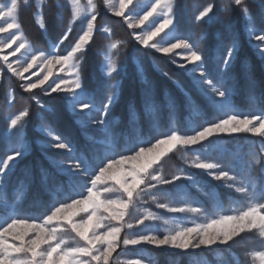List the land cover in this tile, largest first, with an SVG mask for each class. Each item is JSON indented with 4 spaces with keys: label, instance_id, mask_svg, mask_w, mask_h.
<instances>
[{
    "label": "snow or ice",
    "instance_id": "snow-or-ice-1",
    "mask_svg": "<svg viewBox=\"0 0 264 264\" xmlns=\"http://www.w3.org/2000/svg\"><path fill=\"white\" fill-rule=\"evenodd\" d=\"M28 7L34 8L42 35H47L50 19L59 22L55 41L41 45L25 31L20 13ZM180 7V0H0V99L7 149L0 158V264H144L143 258L121 260L118 249L151 245L191 254L189 250L213 246L231 249L242 240L253 245H241L242 264H264V88L257 94L255 81L249 79V110L233 103V69L240 56L233 13L239 11L245 35L264 59V0H208L197 8L195 24L223 25L216 55L201 47L203 34L193 40L179 31ZM102 13L119 18L128 35L119 38L111 24L99 22ZM99 39L104 41L99 49L105 78L102 97L89 91L84 76L88 55ZM130 44L136 45L134 53L151 50L168 57L190 76L191 86L185 89L174 81L183 98L165 92L160 99L145 79L141 107L147 130L131 104L130 119L118 131L111 114L120 97ZM138 71H143L142 65ZM159 71L173 80L168 71ZM8 78H15L14 86ZM17 90L27 94L19 107ZM53 94L60 97V111L68 109L77 118L84 146L71 133L56 129L57 109L45 99ZM197 96L206 100L214 118L205 117ZM181 110L197 119L195 127L178 126L176 114ZM164 114L167 127L162 124ZM33 121L43 135L47 164L26 165L11 184L14 169L30 151L26 132ZM240 133L259 136L262 142L226 160L222 138ZM210 150L220 155L211 157ZM177 153L187 168L228 189L234 206L225 211L216 192L206 191L185 168L166 175L164 163ZM184 181L209 205L192 199L188 191L174 199L173 192L184 188L178 182ZM34 189L50 202L25 209L23 201ZM149 201L181 216L165 218L144 207ZM186 217H204V222H181ZM157 223L168 226L164 233L153 230Z\"/></svg>",
    "mask_w": 264,
    "mask_h": 264
},
{
    "label": "rangeland",
    "instance_id": "rangeland-1",
    "mask_svg": "<svg viewBox=\"0 0 264 264\" xmlns=\"http://www.w3.org/2000/svg\"><path fill=\"white\" fill-rule=\"evenodd\" d=\"M222 1L227 2V0H216L218 4L222 3ZM207 2L208 0H195V1L193 0L192 7L191 5L187 7V11L186 13H184V16L187 13L193 16L197 8L204 5ZM29 8L30 7L25 8V9H29ZM32 9L34 11V8ZM21 19L22 18H21V13H20V21ZM178 19H179V31L182 34L184 33L190 34L193 40H198L199 38L197 37H200L199 35L203 34V33L200 34L198 31L192 32V28L191 30H186V31L180 30V22H182L183 20V16L181 15V13L178 16ZM33 21H34V17H33ZM99 22H102V23L107 22L111 24L114 27L116 36L119 38H125L128 35V31H130V30H126V26L120 22L119 18L112 17L108 13H102V20H100ZM210 23L211 22L206 23V24L201 23V28L204 29L203 26L204 25L206 26ZM212 24H216V23L212 22ZM118 29H120L121 31L119 32ZM215 29L217 31V26L215 27ZM218 33H221V32H218ZM205 36H206V33L204 34V37ZM211 37L213 38V42H211V44L210 43L208 44L207 41L202 40L201 47L208 49L212 54L216 55L217 54V49H216L217 33H216V37H214L213 35H211ZM246 39L248 43L245 46L244 48L245 51L243 50V53H247V50H251V52H254L256 54L255 56H257V59L259 60L257 66L260 69H262L263 70L262 73H264V59H262L257 53L254 42H250L248 38ZM99 41L100 43H102V46H103V43H104L103 39H99L96 42H99ZM242 47L243 45L240 44V52L242 50L241 49ZM134 49H136V45L130 44L129 50H128L126 69L121 74V77H120L121 93H120L119 100L121 98V94L123 90L122 88L124 86L125 80L127 81L128 79H130V76L132 75V71L130 69L131 66H135L136 69L135 68L133 69L134 71H137L138 68L142 65L143 71L141 72V75H143L144 73L143 80L149 79L146 67H149V65L151 64L155 72L161 78H165V77H163L160 74L159 69L166 70L170 74L173 75V80H169L165 78L169 83H171V86L174 85L173 88L175 87L181 91V88L178 87V84L174 81H177L180 84H182L185 89L190 88L191 86L190 76L186 73H183L182 70L177 69L175 65L171 63V60L168 57L162 56L161 54H158V53H154L151 50H141V51H137L134 53L133 51ZM94 50H95V47L92 52L94 53V56L99 60V63H100L99 69L97 70L98 74H95V72L92 74V77H91L92 79L91 81H93V83L91 84L92 86L89 85L90 80L88 81L86 77H85V80L88 85V88L90 86L89 91L97 93L98 96L102 97L105 78L101 70V57L99 55V49L96 46V51L94 52ZM248 61H249V57L247 55L246 56L240 55L239 59L235 62V67L233 69V75H234V78L237 84V89L233 96V103L241 111H247L249 110V107H250V100H249V95H248L249 79H253L255 81L257 94L261 90V83L257 79L258 72L254 70L255 66L252 67V65L251 66L249 65ZM33 71H35V69ZM146 74L147 76H145ZM8 80L10 84H12L13 86L15 85V78H8ZM152 83L153 82H151V85L154 87ZM142 84H143V81H142ZM182 95H183V92H182ZM17 96L19 100L17 107H19L20 104L24 103L27 100V94H24L23 96H21L19 90H17ZM174 97H176L179 100V98L175 96V94H174ZM45 99L50 104L52 103L51 105H53L55 108L58 107L57 108L58 113H56L54 117L55 127L59 132L65 133L59 128V126H57V120H56L59 117L60 97H58L56 94H53V97H49ZM196 99L198 103L201 105V107L203 108L205 117L207 119L214 118L215 113L207 105L206 100H204V98L199 97V96H197ZM240 102L246 103V105L240 104ZM0 106H3L2 99H0ZM63 111L64 113L67 114V118L69 117L73 119L74 124L78 127L79 135H77L75 138L77 139L79 145L84 146L87 143V141L85 139V133L80 129L79 124L77 123V118L73 116L70 110L64 109ZM111 118L118 131L124 129L122 127V119L120 116H117L112 111ZM2 120L4 121H3V124L2 122L0 123V158L4 156L7 150L6 141L4 139L5 110H4V119L0 118V121ZM176 120L178 121V126L182 130H190L191 128L195 127L196 123L198 122L195 117H190L187 112H184L183 114H181L180 111L176 114ZM141 122L144 124L145 130H147V127H148L147 119L144 118V116L141 118ZM199 122L202 123L203 121L201 120ZM162 124L165 127H167V124H168L167 114L163 115ZM88 133L94 134V130L90 129L88 130ZM26 135H27V139L30 144V151L28 152L26 157L18 163L17 168L14 169V173L12 174V177H11V184L16 183L17 179L21 176L22 171L26 165L27 166H39L41 164L43 165L47 164V160L45 158L46 153L42 149L43 135L38 129L37 121H33L29 125ZM1 141H3V143ZM261 142H262L261 137L255 136L250 133H240V134H233L231 136H224L221 140V144L223 145V148L225 150L226 160H231L233 153L242 154V153L247 152L249 148L252 146L259 147ZM2 148H3V153H2ZM195 154L196 153L188 152L189 156H194ZM47 155H50V153H48ZM208 155L211 157H216L220 155V152L215 151V150H210L208 152ZM180 168H185L186 170L196 174L197 180L202 185L205 186L206 191L208 190L215 191L217 194V197L223 202L225 211H227L230 207L234 206L233 205V199H234L233 194L228 189L223 188L220 182L212 180L210 177H207L204 173L200 172L199 170L187 168V165L184 163V160L181 159L180 154L178 153L173 154V158L167 159V162L164 163V172L166 175L171 174L172 172ZM178 183H183L184 188L173 192L174 199H179L181 192L188 191L190 192L192 199L197 200L201 203H204L205 205H209L210 202L206 200L199 191H197L194 188H191V185L189 182L184 181V182H178ZM9 193L11 194V186L9 188ZM38 197H39V202L37 203ZM49 202H50L49 197L39 194L34 189L31 193H29L28 198L23 201V207L25 209L34 210L37 207L42 208L44 205H46ZM144 207L149 208L151 211L156 212L157 214L164 216L165 218L178 219L181 216V214L168 213L164 209H159L151 201H149L148 204L144 205ZM192 219H196V221L200 223L204 222V217H199V218L186 217L181 222L190 223ZM152 227H153V230L157 232V234H162L165 232L168 226H165L162 223H157L156 225H153ZM241 245H244L245 247H253L250 241L242 240L240 244L234 245L231 249H229L227 246H219V247L213 246V248H210V249H198V250H195L194 252H192V250H189L191 254L179 253L178 250H175V249H167V248L157 249L151 245L129 246L128 249H124V250L118 249V252L121 253V256H120L121 260H126L129 258H143L144 264H242L245 257L243 256V249Z\"/></svg>",
    "mask_w": 264,
    "mask_h": 264
},
{
    "label": "trees",
    "instance_id": "trees-1",
    "mask_svg": "<svg viewBox=\"0 0 264 264\" xmlns=\"http://www.w3.org/2000/svg\"><path fill=\"white\" fill-rule=\"evenodd\" d=\"M195 1V0H194ZM218 2V1H217ZM222 3H225V1ZM180 13L183 16V20L182 22H180V30L182 31H186V30H191L192 28V32L198 31L200 34L206 33L205 38L203 39V41H207L208 44L211 42H213V38L211 37V35H213L214 37H216V33H217V37H218V32H223L224 28L223 25L217 21L214 22L216 24H212V22L208 25H204V29L201 28V24L197 25L193 22V16H191L190 14H186L184 16V13H186L187 11V7H189L191 5H193V0H180ZM179 13V14H180ZM34 11L32 9V7H30L29 9H25L23 8L21 10V22L22 25L24 27V29L26 30V32L30 35L31 38L35 39L36 41H38L41 45H46L48 40H56L57 37L60 34L61 28L59 26V22L53 17L52 19H50L49 21V30L47 35H42L41 31L39 30V28L36 26V24H34L33 21V17H34ZM233 17H234V29L238 32L239 34V38H240V44L243 45V47L241 48V52L240 55H247L249 57V65L252 67L255 66L254 70H256V72H258L257 75V79L260 81L261 83V89L264 88V73L262 69H260L257 64L259 62V60L257 59V56H255L256 54L254 52H251V50H247V53H243V50L245 48V46L247 45V36L244 33V20L243 17L240 15L239 11L237 10L236 12L233 13ZM180 19V17H179ZM184 21V23H183ZM199 26V27H197ZM217 26V31L215 29V27ZM212 27V28H211ZM118 28V27H117ZM115 28V29H117ZM211 28V29H210ZM119 32L121 31L120 29H118ZM202 35V34H201ZM201 35H199L201 37ZM197 37V38H200ZM96 46L98 49L102 48V43L96 42ZM96 46H95V50L96 51ZM215 48V47H214ZM94 49V48H93ZM92 49V51H93ZM90 52L86 61V65H85V72H84V76L86 77V79L89 81L90 80V86H92L91 84L93 83V81H91V77L92 74L95 72V74H98L97 70L99 69L100 63L99 60L94 56L93 52ZM245 51V50H244ZM217 54H218V50H217ZM153 60V59H152ZM156 63V61H155ZM249 67V66H248ZM136 69L135 66H131V71H132V75L130 76V79H128L127 81L125 80L124 82V86H123V90H122V94H121V98L118 101V103L116 104V106L114 107V109L112 110L114 114H116L117 116H120L122 119V127L124 128L129 119H130V113H129V105L131 104H135L137 107V110L140 112L141 118L144 116L143 115V109L141 107V103H142V97H141V88H142V81L143 80V75H141V71H134V69ZM129 69V70H130ZM147 72H148V76H149V81L153 82L152 84L154 85V89L155 92L158 95V98L160 97L161 99H163L164 97V93H170L172 96H177L180 99L183 98L182 92L177 89V88H173L174 85L171 86V83H169L165 78H161L153 69V66L150 64L149 67H146ZM253 70V72H254ZM147 76V74L145 75ZM240 85V84H239ZM89 86V88H90ZM242 86V85H241ZM52 104V103H51ZM240 104L246 105V103L240 102ZM264 106V105H262ZM58 107H56L57 109ZM181 114H183L185 111L181 110L180 111ZM58 113V112H57ZM0 118L4 119V108L3 106H0ZM57 120V126H59V128L65 132V133H71L72 136L76 137L77 135H79V129L78 127L74 124L73 119L71 118H67V114L64 113V111H60L59 110V117L56 119ZM3 121H0V123ZM3 143V141H1ZM2 153H3V148H2ZM173 158V154L171 155V159Z\"/></svg>",
    "mask_w": 264,
    "mask_h": 264
}]
</instances>
